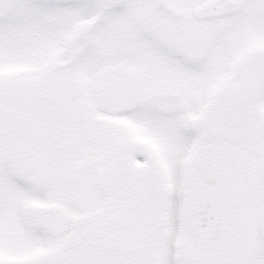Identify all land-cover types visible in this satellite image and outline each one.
<instances>
[{
    "label": "snow or ice",
    "instance_id": "obj_1",
    "mask_svg": "<svg viewBox=\"0 0 264 264\" xmlns=\"http://www.w3.org/2000/svg\"><path fill=\"white\" fill-rule=\"evenodd\" d=\"M0 264H264V0H0Z\"/></svg>",
    "mask_w": 264,
    "mask_h": 264
}]
</instances>
